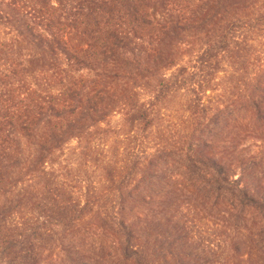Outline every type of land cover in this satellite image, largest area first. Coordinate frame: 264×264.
<instances>
[{
    "label": "trees",
    "instance_id": "trees-1",
    "mask_svg": "<svg viewBox=\"0 0 264 264\" xmlns=\"http://www.w3.org/2000/svg\"><path fill=\"white\" fill-rule=\"evenodd\" d=\"M257 35L264 0H0V264H96L88 222L115 264H180L160 219L176 207L165 222L182 234L190 201L225 214L264 264L262 157L243 147L264 138V65L247 76ZM223 55L243 83L231 110L204 101ZM176 96L182 116L168 120ZM115 135L137 146L108 145ZM70 141L99 175L78 194L58 166Z\"/></svg>",
    "mask_w": 264,
    "mask_h": 264
},
{
    "label": "rangeland",
    "instance_id": "rangeland-1",
    "mask_svg": "<svg viewBox=\"0 0 264 264\" xmlns=\"http://www.w3.org/2000/svg\"><path fill=\"white\" fill-rule=\"evenodd\" d=\"M157 13L159 14L161 12L157 11ZM251 43L252 56L249 61L247 76L251 79H255L261 74V67L264 65V35H257L255 40ZM189 59L188 56H184L183 60L178 63L189 64ZM220 65V71L209 76L212 80L211 88H213V90L206 91L204 101L208 99L217 102L225 110H231L234 106L230 103V100L236 101L233 99L237 96L236 93L240 90L243 83L241 81H239L237 85L234 83L235 78L238 79L239 75L235 76V74H233V71L230 68L229 59L225 55H223ZM262 79H264V72L262 73ZM178 101L182 102L183 98H180L179 96L173 97L163 105V110L161 112L164 113V115H168V120L176 121L178 115L182 116L181 111L177 114L174 113L179 110L180 103H178ZM118 125L119 117L117 116L112 119L110 126L117 127ZM249 126L250 123L247 120L238 123V128L243 131H245L244 127L247 128ZM143 138L144 140L138 137V140H140L142 145L145 144L147 140L146 136H143ZM254 138H256L254 143L251 140L246 139L243 147L248 151L257 149V151L260 152L262 157V172H264V138H260L258 135H255ZM136 141L134 142L133 140H130L128 143L127 141L119 142L117 135H115V137L113 136V138L111 137L108 139L107 143L111 146L116 144L121 150L122 147L125 146V143H127L124 151L128 153L133 147L137 146L135 145ZM149 141L150 137L148 138V142ZM75 145V141H70L64 147L59 157L58 166H66L69 169L67 172L65 170V177L69 184L73 186V193L78 194V192L82 190V187L93 183V181H98L99 175L97 172H93L94 170H86L81 164H78ZM142 145L141 149H143ZM255 145L257 148H254ZM175 209L176 207L170 208L167 211V214L160 219V228L163 232H167V230L171 232L172 229L171 233H175V236L171 235L169 239L172 240V249L180 264L182 263V258L188 254H197L200 257L206 256L209 262H205V264H211V262L213 264H227L229 258L231 259L232 264H253V261L249 260L247 254H245L246 250H243L241 246L242 239L239 237L236 230L232 228L233 225H229L225 214L218 213L215 209L198 207L196 203L190 201L189 204L181 206L177 211L180 213L179 219L176 218L178 222L177 225L182 228V234H180L178 231L173 230L172 226L174 225L169 226L168 223L165 222L170 214L173 215ZM150 226L151 225L148 223L145 225V234L148 233L147 231ZM82 229L80 236L83 237L86 245H90L94 263L115 264L116 261L110 259L113 241L109 239L108 236L101 234V232L97 230L96 225H92L90 222L82 225ZM85 230H88V232ZM147 236L149 235H144L143 237L147 238ZM160 240L162 242L161 245L164 247L169 242L164 233L161 234ZM236 246L239 250L238 254L233 251ZM184 261L187 263L186 258H184ZM170 262H174V260L172 259ZM163 263L168 264L169 262L166 263L160 261L158 264Z\"/></svg>",
    "mask_w": 264,
    "mask_h": 264
}]
</instances>
